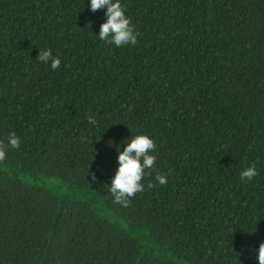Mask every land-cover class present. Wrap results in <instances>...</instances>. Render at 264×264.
I'll return each instance as SVG.
<instances>
[{"label":"trees","instance_id":"16d2710c","mask_svg":"<svg viewBox=\"0 0 264 264\" xmlns=\"http://www.w3.org/2000/svg\"><path fill=\"white\" fill-rule=\"evenodd\" d=\"M120 3L135 45L100 40L90 0H0V141H21L0 161V264H259L264 0ZM137 135L156 161L125 208L108 188Z\"/></svg>","mask_w":264,"mask_h":264},{"label":"clouds","instance_id":"9594fccd","mask_svg":"<svg viewBox=\"0 0 264 264\" xmlns=\"http://www.w3.org/2000/svg\"><path fill=\"white\" fill-rule=\"evenodd\" d=\"M90 8L93 13L100 9H106V22L100 26L99 39L107 44H115L117 47H123L137 43L138 37L141 35L139 31L134 30L131 21L125 16L124 8L120 0H90ZM37 59L45 64L51 65L53 70L60 67V57L54 56L52 50L43 49L39 51ZM88 122L91 125H97V120L93 116L88 117ZM7 144L0 141V161L6 159V153L9 148H20V137L16 133H10L7 137ZM130 142L126 144L123 151L117 148L118 154V169L108 188L113 202L122 207H130L132 199L137 193L145 191L144 184L141 181L144 179L145 171L153 169L156 157L151 155L156 148L154 141L146 135H137L131 137ZM111 143V142H110ZM258 175L255 164L253 163L248 168L240 173L241 181H251ZM95 175L92 174V180L95 182ZM155 180L165 186L168 183L167 177L156 173ZM152 182L147 184V188H154ZM259 264H264V242L258 249Z\"/></svg>","mask_w":264,"mask_h":264}]
</instances>
